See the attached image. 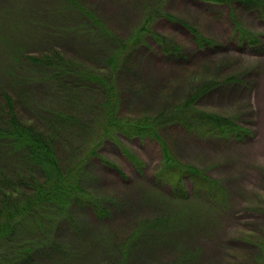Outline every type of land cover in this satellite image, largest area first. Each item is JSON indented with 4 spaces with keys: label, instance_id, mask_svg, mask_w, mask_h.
I'll list each match as a JSON object with an SVG mask.
<instances>
[{
    "label": "rangeland",
    "instance_id": "obj_1",
    "mask_svg": "<svg viewBox=\"0 0 264 264\" xmlns=\"http://www.w3.org/2000/svg\"><path fill=\"white\" fill-rule=\"evenodd\" d=\"M260 1L262 13L195 0H0V119L8 115L6 95L14 116L35 129L54 132L60 167L85 162L80 186L110 213L97 220L89 207L68 206L72 222L62 219L52 234L65 248L66 258L52 250L38 260L34 257V264H264V0ZM164 13L215 41L214 48L198 49L190 32ZM149 17L159 42L144 36L129 45L130 34ZM101 27L111 34L105 35ZM241 31L258 36L262 48L239 44ZM162 40L175 44L183 58H167L160 49ZM49 52L106 75L114 56L113 80L122 98L123 118L155 117L194 97L193 110L232 117L251 130V138L240 143L202 138L180 123L172 124L170 115L159 129L176 161L201 169L224 194L211 200L181 177L184 195H179L172 173L156 180L160 148L150 138L117 132L114 142L98 140L95 106L102 99L95 91L91 94L94 89L59 90L40 78V67L27 61V55ZM54 107L72 111L73 120L48 129L45 113L56 111ZM17 160L0 147V183L14 177ZM16 228L9 242L0 243V252L10 244H33L48 235L36 230L28 217Z\"/></svg>",
    "mask_w": 264,
    "mask_h": 264
},
{
    "label": "trees",
    "instance_id": "obj_2",
    "mask_svg": "<svg viewBox=\"0 0 264 264\" xmlns=\"http://www.w3.org/2000/svg\"><path fill=\"white\" fill-rule=\"evenodd\" d=\"M195 1L205 3L211 7L225 5L230 8L235 4L237 7L246 8L249 11L258 10L262 13L263 10V3L260 0ZM79 10L86 15L87 19L94 22L93 16L88 11L86 12L81 8ZM163 15L164 18L185 27L190 32L192 41L198 49L204 47L214 48L215 41L201 36L194 27L188 26L184 21L175 20L172 16L165 15V13ZM151 21L152 17L140 21V25L130 34L129 45L141 42L144 36L153 37L159 42L156 34L150 29ZM101 28L105 35L111 34L103 27ZM237 30L239 31V29ZM240 34L237 35L239 44L244 42L245 45L247 44L255 50L262 48L261 39L258 36L254 37L248 32L244 33L242 31ZM160 49L169 59L183 58L182 51L175 44L167 43L165 40L161 41ZM258 52L260 51L253 54L256 55ZM49 53L46 56L40 55L37 57L27 55V61H31V64L36 65V68L40 67L42 70L40 78L43 81L50 82L53 87L59 90H72L74 93L81 90L89 91L93 88L91 94L95 91L102 99L95 106L98 109L96 112L99 116L97 125L100 131L95 133L98 140L114 142L117 132L128 136V138L138 137L141 140L150 138V140L158 143L160 148L161 164L156 174V180H163L167 174L172 173V176L177 179L175 180L174 189L179 195H184L181 177L187 178L196 192L203 191L208 198L212 197L211 200H214V197L218 194H224L223 187L219 186L217 181L206 177L201 169L178 163L170 148L160 138L159 129L162 128L165 119L170 115L174 117L172 118V124L180 123V126H183L184 129L195 133L194 135L202 136V138L231 140L234 143H240L251 138V134H253L251 130L243 127L241 123L235 121L232 117H222L193 110L190 103H192L191 100L194 97H188L180 105L171 108L170 111L157 114L155 117L145 115L140 118H123L120 116L122 98L119 96L118 88H116L113 80V72L116 68V58L114 56L109 59L108 64L111 69L106 75L95 73L81 63L77 64L72 60L67 61L59 53ZM202 92L204 93L205 90ZM3 100L7 104L8 115L4 119H0V147L4 148L9 156L18 157L16 161L18 167H16L12 179H6L5 177L0 183V243L9 242L7 238L15 233L16 227L22 220H25V217L32 218L34 226L37 227L36 230L41 231L43 236H46L47 233L48 235L43 240H36V243L33 244L28 242L26 244H16L15 247L10 244L0 252V264H34V257L37 259L42 255H46V253L51 254L52 250L53 254L60 253L61 258L65 259V248L56 242L52 234L56 231L62 219L72 222L71 216L67 213V207L71 204L85 208L89 207L97 220L107 217L110 213L102 207L99 199L92 198L90 193L80 186V176L83 174L85 162L79 160L74 165L61 168L53 145L55 133L35 129L33 123H27L14 116L9 98L3 95ZM68 100L70 101V99ZM54 109L56 111L48 110L45 113L49 124L51 122L50 127L49 124L46 125L48 129L73 120L72 111L71 113L64 111L61 107H54ZM90 152L93 155L94 152ZM128 156L135 165L140 164L133 156ZM116 170L119 171L117 168ZM69 226L72 229L76 227L73 223H70ZM55 264H59V262Z\"/></svg>",
    "mask_w": 264,
    "mask_h": 264
},
{
    "label": "bare ground",
    "instance_id": "obj_3",
    "mask_svg": "<svg viewBox=\"0 0 264 264\" xmlns=\"http://www.w3.org/2000/svg\"><path fill=\"white\" fill-rule=\"evenodd\" d=\"M39 98V97H38ZM264 98V97H263ZM118 218V217H117Z\"/></svg>",
    "mask_w": 264,
    "mask_h": 264
}]
</instances>
